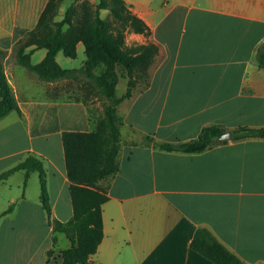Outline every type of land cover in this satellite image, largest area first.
<instances>
[{
	"label": "crops",
	"instance_id": "0c3cea01",
	"mask_svg": "<svg viewBox=\"0 0 264 264\" xmlns=\"http://www.w3.org/2000/svg\"><path fill=\"white\" fill-rule=\"evenodd\" d=\"M47 1L0 0L1 51H12L35 28ZM124 2L149 28L147 35L133 36L139 44L157 45L158 55L148 86L133 94L124 109L123 127L132 137L121 145L118 172L103 182L108 190L103 237L89 264H215L190 246L198 228L244 263L264 264V139H230L200 153L143 144L145 135L154 142H185L210 124L230 133L238 127H264V67L257 60L258 50H264V0ZM100 17L109 18V11L100 10ZM26 52L32 65L46 55L34 46ZM60 52L59 66L75 70L61 66ZM13 69L4 75L20 113L15 111L17 119L8 127L19 124L23 143L5 156L14 164L28 155L42 161L51 216L67 221L72 207L61 135L91 131L88 108L81 100L56 94V80L33 76L41 92L28 94L29 88L11 81ZM13 166H0V173ZM13 175L0 181L8 192ZM16 190L7 202L18 200V208L5 216L39 220L10 224L4 237L0 230V264H62L61 251L69 241L65 237L68 245L58 239L53 244L40 189L28 195L26 182ZM40 231L42 241L37 240Z\"/></svg>",
	"mask_w": 264,
	"mask_h": 264
},
{
	"label": "trees",
	"instance_id": "16d2710c",
	"mask_svg": "<svg viewBox=\"0 0 264 264\" xmlns=\"http://www.w3.org/2000/svg\"><path fill=\"white\" fill-rule=\"evenodd\" d=\"M62 1H47L37 25L26 33L27 38L19 48L20 64L41 80H55L73 72L59 66L56 61L57 53L62 51L65 57L75 58L76 44L81 42L85 54L84 72L91 74L93 70L102 68L95 79L102 92L110 99L119 78L117 69L123 70L127 78L126 89L113 101L120 103L129 99L139 79L149 77L148 69L158 55V47L152 42L126 46L124 31L147 35V25L131 13L124 0H98L95 6L88 1H82L77 18H74L76 8L69 7L61 20H55ZM103 9L109 11V18L100 17V10ZM21 42L22 39L17 44ZM31 46L46 50L43 60L34 65L28 61L30 51H23ZM257 60L259 66L264 67V50H258ZM148 83L147 79L145 87ZM11 110L20 113L6 77L0 71V119ZM90 122L93 128L89 132L65 131L61 135L72 207L69 220L63 222L51 216L46 172L39 158L28 155L0 173V181H3L17 171H25V187L29 173L38 172L40 202L52 233L64 234L69 241V246L61 251L62 264H89V257L96 252L103 237L102 205L108 200L107 186L103 182L111 180L119 169L120 128L123 121L117 116L114 105L106 107L102 118L95 121L90 118ZM227 131L222 125L210 124L203 127L196 138L185 142H154L151 136L145 135L143 144H152L163 151L200 153L212 146L226 143L227 140H220L219 137ZM231 134L234 141L246 138L264 139V127H238L232 129ZM11 211L10 206L0 213V217ZM52 241L55 244L56 239L53 236ZM190 246L215 264H246L204 228L195 231ZM51 253L52 249L47 251L48 256Z\"/></svg>",
	"mask_w": 264,
	"mask_h": 264
},
{
	"label": "rangeland",
	"instance_id": "374dc122",
	"mask_svg": "<svg viewBox=\"0 0 264 264\" xmlns=\"http://www.w3.org/2000/svg\"><path fill=\"white\" fill-rule=\"evenodd\" d=\"M81 2L79 0H63L59 6L57 11V16L55 20L62 19L65 15L66 10L69 7L76 8V12L74 14V18L79 16ZM27 36H24L22 42L17 44L14 49L10 52L1 51L0 50V71L11 70L13 69L14 80L11 79L13 83L18 85V87H27L28 94H39L41 92V84H36L30 80L33 76H36L32 72L20 66L18 60V52L19 48L23 44V41L26 40ZM124 42L126 46H134L139 44L140 40L133 36L131 31H124ZM28 48H24L23 51L26 52ZM38 56L32 58V63L37 61ZM60 61L61 66L66 69H74L73 72L63 75L56 80V86L54 92L56 94H61L62 96L71 97L72 99H78L85 103L88 108L90 118L95 121L102 118L105 115V109L109 105H114L117 116H123L124 109L128 104V99L123 100L120 103H114V99L120 97L126 89V81L127 78L124 75V71L121 69H117L118 72V82L115 87V92L112 98H108L102 92L101 88L97 85L96 76L100 74L101 67L93 70L91 74H86L83 70V64L85 61L84 47L80 45L77 50L75 58H68L60 52ZM18 65V66H17ZM150 72V67L148 69V74ZM148 78H141L137 83L136 87L132 91V95L136 92L142 90L145 87V82ZM40 95V94H39ZM17 119L16 113L14 110L9 111L4 117L0 119V166L6 165H16L14 163V158L5 156L10 153L13 149L20 147L23 143V135L22 130L18 125H13L12 127H8V123H12ZM132 137V134H129L127 130L122 126L120 128V145L126 140H129ZM20 161V160H19ZM25 177L23 172H15L14 175L9 179L11 183V192L6 191V186L0 185V213L6 210L8 207L18 208L17 205L19 203L18 200L14 204H8V198L10 195L16 194L18 190H16L17 185H21L23 187ZM27 182V190L28 195H36L39 193V176L37 171H33L30 173ZM47 216V215H46ZM38 217L28 218L24 216H2L0 217V230L1 236L4 237L6 233H8V226L10 224L21 226V224L34 225L38 221ZM48 221V218H47ZM44 232L40 231L38 233L39 238L37 240L42 241ZM52 236L55 239L59 240V244H67L64 234L61 233H52ZM1 239V238H0Z\"/></svg>",
	"mask_w": 264,
	"mask_h": 264
},
{
	"label": "water",
	"instance_id": "95a60500",
	"mask_svg": "<svg viewBox=\"0 0 264 264\" xmlns=\"http://www.w3.org/2000/svg\"><path fill=\"white\" fill-rule=\"evenodd\" d=\"M219 138L220 140H230L232 138V134L230 132H226L222 134Z\"/></svg>",
	"mask_w": 264,
	"mask_h": 264
}]
</instances>
